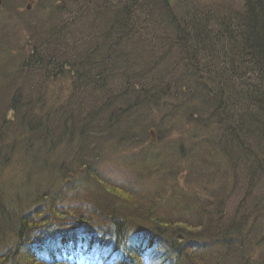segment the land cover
<instances>
[{"label": "trees", "instance_id": "1", "mask_svg": "<svg viewBox=\"0 0 264 264\" xmlns=\"http://www.w3.org/2000/svg\"><path fill=\"white\" fill-rule=\"evenodd\" d=\"M70 1L50 0L49 14L34 23L26 50L0 53V107L13 97L21 145L32 138L28 126L44 118L51 127L45 151H56L57 145L66 154L60 153V163L52 167L39 158L43 152L34 162L22 159L14 166L15 156L21 159L32 150L13 155L10 142L1 139L9 147L0 149V264H264V0H81L89 9L87 19L99 22L95 29L60 10ZM159 28L185 31L190 47L177 48L171 60L182 67L183 52L199 53L203 72L165 83L140 75L144 83L132 84L121 77L122 89L147 112L158 110L159 124L180 130L183 119L193 125L190 133L200 129L202 140L186 147L181 136L163 134L147 114L132 113L128 97H121L124 108L106 100L112 97L111 66L135 63L139 49L171 51L169 43L160 45ZM22 72L37 82L25 92L16 78ZM63 79L72 82L75 101L67 96L60 102L62 116L70 108L79 115L63 120L71 130L60 135L53 130V118L60 121L61 115L54 86ZM48 80L56 83L49 86ZM185 103L194 106L173 118ZM152 127L160 146L171 148V165L160 161L131 172L124 161L115 164L121 169L118 177L96 169L103 163L99 159L111 161L103 151L140 145ZM12 167L30 178L32 187L21 181L9 189L5 182L13 180L1 175ZM163 176L169 178L168 188L161 184ZM75 177L80 191L72 184Z\"/></svg>", "mask_w": 264, "mask_h": 264}, {"label": "bare ground", "instance_id": "2", "mask_svg": "<svg viewBox=\"0 0 264 264\" xmlns=\"http://www.w3.org/2000/svg\"><path fill=\"white\" fill-rule=\"evenodd\" d=\"M73 3H72V2ZM69 3H63L60 7V10H65L69 17H71L73 20L81 21L83 20L88 25L90 23V26L92 29H95L98 27L99 22H93L89 19H87V11L89 10L86 5L81 0H71ZM122 3V2H120ZM47 4H50V0H47ZM124 4V3H122ZM67 9V10H66ZM116 11L114 9V6H111V12L108 13L110 15L114 14ZM145 22L149 23L151 28L153 25V21L148 18L146 15ZM156 37L160 43L161 46H167L169 43L171 45V51H167L166 55H160L158 49L153 50H143L139 49L137 52V56L139 59L136 60L135 63L128 64L129 70L125 71L127 75V80L132 84H143L144 80L139 77L137 74H141L148 77H156L161 81L162 83H165L170 78L174 77L176 79L181 80L182 75H187L191 78L192 72L194 74L200 75L203 72V66L201 64V61L203 60L201 58V55L199 53H193V52H183L182 58L184 59L182 64L183 66L180 67L178 64H175L173 60H171L173 55L176 53L177 48H183L182 46H188L190 47V36L187 35V33L183 30H175V29H157ZM213 43V41H212ZM225 46L223 41H220L217 48L221 49ZM13 67H18V65H11ZM137 73V74H136ZM203 75V74H202ZM173 88H176L178 86L177 82H173L170 84ZM116 89V88H114ZM121 97H128L130 99L128 108L129 110L134 114H147L148 118H151L153 114H149L147 112V109L145 105L139 100L134 99L131 97V91L127 88H123L121 91L115 93L112 95V97H108L106 100L108 102H115V98H121ZM155 97L154 93H150L148 95L149 100H153ZM192 103H185L182 104L179 108L178 115L174 116L173 118L178 119L183 116L185 109L187 108H193ZM159 111L156 110L154 114H158ZM79 113H76L73 108H70L67 111L66 116H60V121L58 118H53L54 127L57 129V131L60 133V131L68 132L71 130V127L67 126L66 123L64 124V121L66 117L75 119L77 118ZM194 112H190L191 118L194 120L197 116ZM64 120V121H63ZM29 133L31 134L32 138L36 142H41L44 136H47L51 133V127H47L44 124H42L40 121H35L33 124L31 123L28 126ZM200 130V129H198ZM8 136V130L5 126L0 125V137L6 138ZM196 140V141H195ZM187 142L195 143L197 142V137L193 133H188L186 137L181 139L180 143L181 146H185ZM57 150V152L60 151V148L57 145H54ZM186 147V146H185ZM155 158V157H154ZM85 197V196H84ZM146 242V241H145ZM147 243V242H146Z\"/></svg>", "mask_w": 264, "mask_h": 264}, {"label": "rangeland", "instance_id": "3", "mask_svg": "<svg viewBox=\"0 0 264 264\" xmlns=\"http://www.w3.org/2000/svg\"><path fill=\"white\" fill-rule=\"evenodd\" d=\"M2 1H3L4 9L3 10L0 9V27L2 26V24H9L10 23V25H12V28L14 30V32L8 36V38L11 40V44H9L7 47H5V49L14 48V47L18 48V47H20V45L24 44V39H25V36L27 34V31H26L25 27L33 29V27L31 26L33 24V19L30 18V17L34 14V12H36V10L35 9H30L28 11V12H30V14H25L24 15L21 12L22 10H19V8L15 9L16 6H18L19 3L22 2L23 0H2ZM24 1H26V0H24ZM217 1L218 0H204V3L205 4H206V2L207 3H214V2H217ZM40 6H41V10H39L37 12L46 13V15L49 14V10L47 8V0H40ZM22 9H24L23 6H22ZM61 16H62L61 12H60V14L59 13L56 14V21H60ZM24 45L25 46H23V49L26 50L25 49L26 48V44H24ZM9 51L15 52V50L14 51L9 50ZM119 60H121V58ZM30 76H33V75L30 74V73H29V75H26L25 72H22L16 78H17V81L20 84H22L26 88H29L31 85H34V84L36 85L37 84L36 80L32 81ZM47 83H48L49 86L51 84H54L50 80H48ZM57 85H60V87H62L61 82H60V84H57ZM65 86H67V85H65ZM65 90L67 91L68 89L65 88ZM23 91L25 92L26 89L23 88ZM152 119H156L155 123L157 124L158 121H157V118L155 117V115L152 116ZM157 125H159L160 129L168 130V125L167 124L160 125L158 123ZM192 128H193V125L187 124V122H185L182 119L181 124H180V130H177V128L174 127V129L170 133L174 137L181 136L182 139H183L184 137H186L184 134L188 135V133H190V131H192L191 130ZM187 129L189 130V132L185 131ZM198 132H199V134H197L198 135L197 139L199 137H201L202 134L200 133L199 130L193 131V134L198 133ZM201 140L202 139L200 138L197 141H201ZM153 145H156V143H154ZM143 146H149V145L148 144H144ZM193 150L194 149H192L191 152ZM196 152H197V156H200L201 153H202V149L200 148ZM60 153L63 154V155H66L65 152H63L62 150H60L59 152L51 151V150L50 151H44L43 155L41 157L45 161V162H43L44 165H46L47 167H52V165L56 166L58 164V162L60 163V159H61ZM101 155L102 156L106 155V157L110 158L111 159V163L110 162H106V160L99 159L98 162H100V163L103 162L102 163L103 165L99 164L96 167V169H99V168H100V170L102 169L103 172L102 171L100 172L102 175H107V176H110V177H118V176H120L121 174H119V173L121 172V169H120V167H118L120 165L112 164V163H114V160H115L114 152L111 151V150H107V151H103L101 153ZM26 157L28 159H31V158L35 157V152H33V151L28 152V154H26ZM104 158H105V156H104ZM117 158H122L123 161H126V162L131 163V164H133V161H135L136 159L141 158L140 163H138L136 165V170H139V169H142L143 166L146 167V168H150L149 166H154L155 164H157L160 161L164 162L166 166L171 165L172 154H171V148L164 145V146H159L154 151L150 150L149 148H145L144 151L126 152L125 155L117 154ZM131 164H129V165H131ZM28 167H30V165ZM185 171H187L186 167H185ZM184 173L185 172H183V174H181L179 176V179H178L179 183H180L179 186H182V187H183L182 184H184L183 183ZM22 177H23L22 171L19 168H17V167H12L9 170H7V172L2 173L1 180H7V179L13 180V181L5 182V184L7 186H9V189H10V188H14V186L19 185L21 183ZM160 178H161L160 181L162 180L161 184H166L167 188H168L169 187V185H168L169 184L168 176H163V178L162 177H160ZM72 184L76 185L77 189H75V190L80 191V180H79L78 177H75V178L72 179ZM25 185L32 187L31 183L25 184ZM177 185H178V183H177ZM86 190H87V187L84 186L82 188V191H81L82 194H85L87 192ZM88 190L89 191H96V188L92 187V186H89ZM234 200L235 199L233 198L229 203H232ZM57 201H58V203H60V200H57ZM73 205H74V207L76 206V204H73ZM229 206H231V205L229 204ZM74 211L79 213V211H77V210H74Z\"/></svg>", "mask_w": 264, "mask_h": 264}, {"label": "flooded vegetation", "instance_id": "4", "mask_svg": "<svg viewBox=\"0 0 264 264\" xmlns=\"http://www.w3.org/2000/svg\"><path fill=\"white\" fill-rule=\"evenodd\" d=\"M1 27H3L5 31H8V32L12 31V27H11L10 23L9 24H2ZM11 67H13V66H11ZM38 67H41V65H39V66L30 65L29 66V68H38ZM64 67L65 66H63V68ZM65 68H67V67H65ZM125 71H128V66L127 65L125 66L122 64L117 65V66H111L108 69L107 73H109V74H107V75L109 77V79H108L109 82H107V83L112 85V87L110 88L111 96L122 90L123 80H121V77L122 78L127 77ZM22 87L26 88L23 85H22ZM5 88H6V84L4 85V89ZM114 88H116V89H114ZM66 92L67 91L64 88H60V102L65 100L64 94ZM70 97L75 101V96H70ZM5 99H6L5 101L6 102L9 101V103H7L4 107H0V109H3L2 117L4 119H7V120L3 121V125L8 130V136L6 138L0 137V149L9 147V145L5 141L1 142V139L3 138V139L8 140L10 142L11 149L15 150V151H16V147H20L21 149H26V150H36L38 152L45 151L48 148L47 141H46L47 136H44L41 142L35 141L32 144H29V140L32 139V138H29V140H27L24 144L21 145V138L22 137L19 133L20 129H18L21 121H20V117H19V119L14 118L16 116V113H15L14 108H12V104H11V102H13L14 99H13V97H6ZM0 100H1V98H0ZM115 102L124 108L125 103L122 101L121 98L116 100ZM122 107H120V113H121V116H122V119L124 122L121 124L125 125V122H127V119H126V116L124 115V110ZM41 109H42V113L46 114L47 104L44 103ZM62 109H63V105L60 103V113H61ZM21 116H25V115H21ZM43 116H45V115H42V117ZM60 116H62V113ZM41 123L46 126V119L42 118ZM53 130L55 132L59 133L55 127H53ZM61 133H63V131H60V135H61Z\"/></svg>", "mask_w": 264, "mask_h": 264}, {"label": "water", "instance_id": "5", "mask_svg": "<svg viewBox=\"0 0 264 264\" xmlns=\"http://www.w3.org/2000/svg\"><path fill=\"white\" fill-rule=\"evenodd\" d=\"M0 4H1V0H0ZM150 134L153 136L154 135L153 131H151Z\"/></svg>", "mask_w": 264, "mask_h": 264}]
</instances>
